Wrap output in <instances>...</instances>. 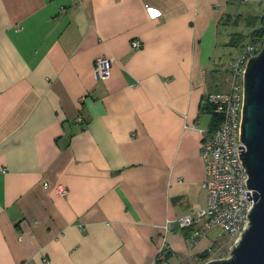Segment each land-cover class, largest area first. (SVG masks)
Segmentation results:
<instances>
[{
    "label": "crops",
    "instance_id": "0c3cea01",
    "mask_svg": "<svg viewBox=\"0 0 264 264\" xmlns=\"http://www.w3.org/2000/svg\"><path fill=\"white\" fill-rule=\"evenodd\" d=\"M232 1L0 0V264H204L232 249L218 227L164 230L206 204L199 129L214 116L200 103L245 42L219 31Z\"/></svg>",
    "mask_w": 264,
    "mask_h": 264
},
{
    "label": "built area",
    "instance_id": "2783aa9c",
    "mask_svg": "<svg viewBox=\"0 0 264 264\" xmlns=\"http://www.w3.org/2000/svg\"><path fill=\"white\" fill-rule=\"evenodd\" d=\"M252 1L264 0H240L242 3ZM262 45L259 42H248L239 55L229 61L227 64V70L231 75L229 91L210 92L202 98L201 111L210 112L217 118L216 128L199 129L202 135L200 156L204 164L202 189L206 193V204L201 208L191 209L174 220H167L164 225L165 235L174 225L184 230L202 223L201 234L212 227H218L232 238V244L235 245L247 229L248 215L253 208L254 200L246 198L253 195L252 190L247 188L248 174L239 157L241 153L239 150L242 148L238 149L239 146H243L239 139L244 71L250 56H256ZM130 47L139 49L141 42L133 39ZM111 63L112 60L106 57L96 59L93 66L94 77L97 80L108 79ZM76 120L82 121L81 117H77ZM56 191L60 196L67 193L61 186H58ZM246 191H249L250 195H246ZM193 239L195 240V236ZM162 250L160 248L158 258L161 257ZM41 264H47V259L43 258Z\"/></svg>",
    "mask_w": 264,
    "mask_h": 264
},
{
    "label": "water",
    "instance_id": "95a60500",
    "mask_svg": "<svg viewBox=\"0 0 264 264\" xmlns=\"http://www.w3.org/2000/svg\"><path fill=\"white\" fill-rule=\"evenodd\" d=\"M239 142L243 144L238 149L242 148L239 157L248 174L247 188L253 195L246 198L254 200L249 225L228 258L204 264H264V43L245 67Z\"/></svg>",
    "mask_w": 264,
    "mask_h": 264
},
{
    "label": "rangeland",
    "instance_id": "374dc122",
    "mask_svg": "<svg viewBox=\"0 0 264 264\" xmlns=\"http://www.w3.org/2000/svg\"><path fill=\"white\" fill-rule=\"evenodd\" d=\"M248 4H244L241 5L238 0H233L232 1V7H230V12H233V14H235L236 16L232 18V20L225 25H222L223 27H220L219 31L222 36H226L229 33H233V34H242L243 31H245V33H250V31L253 29V27H248L247 26V22L246 19H244L245 16H247V14L244 15V17L242 16L244 14V12H247L248 9H254L257 13V15L262 14L264 11V1H252V2H247ZM254 11V10H253ZM241 41L243 42L244 39H242L241 37ZM240 41V42H241ZM247 43V39L245 40L244 44ZM238 50L236 49V52ZM237 54L239 53H222L220 54V63L223 64V66L225 67L224 71H222L220 73V75L217 78V92H221L222 90L224 91H229L230 89V83H231V75L229 72H227V68L226 65L227 63L230 61L231 58H235L237 56ZM215 88V87H214ZM215 90V89H214ZM234 245L232 244V247ZM230 251L231 250H227L225 252H223L221 255H219L218 257L220 259H226L230 256Z\"/></svg>",
    "mask_w": 264,
    "mask_h": 264
},
{
    "label": "trees",
    "instance_id": "16d2710c",
    "mask_svg": "<svg viewBox=\"0 0 264 264\" xmlns=\"http://www.w3.org/2000/svg\"><path fill=\"white\" fill-rule=\"evenodd\" d=\"M247 25L253 27L250 33H248L246 36H243L242 34H237V35L233 34L234 41L239 42L241 41V37H242L244 41L247 39V43L248 42H259L262 45L264 43V14L262 13V14L257 15L254 19H249L247 21ZM244 45L245 44H243L242 46ZM213 122H214L213 125L210 127L212 129L217 127V118L215 116H214ZM208 255L209 253H206L204 258H207Z\"/></svg>",
    "mask_w": 264,
    "mask_h": 264
}]
</instances>
